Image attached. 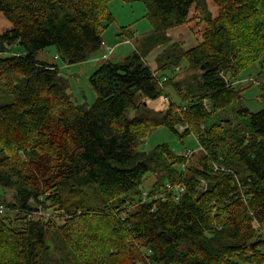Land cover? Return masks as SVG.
I'll return each instance as SVG.
<instances>
[{
	"label": "trees",
	"instance_id": "1",
	"mask_svg": "<svg viewBox=\"0 0 264 264\" xmlns=\"http://www.w3.org/2000/svg\"><path fill=\"white\" fill-rule=\"evenodd\" d=\"M111 1L0 0L12 23L0 34V264H264V106H245L256 84L238 81L252 69L264 77V0H214L216 16L207 0H141L166 25L207 13L199 44L160 53L172 100L150 105L164 97L161 75L134 52L100 64L98 98L79 104L61 67L35 54L55 46L68 65L97 57ZM160 126L194 133L198 161L167 143L143 151ZM150 172L152 192L179 183L180 199L138 203Z\"/></svg>",
	"mask_w": 264,
	"mask_h": 264
},
{
	"label": "rangeland",
	"instance_id": "2",
	"mask_svg": "<svg viewBox=\"0 0 264 264\" xmlns=\"http://www.w3.org/2000/svg\"><path fill=\"white\" fill-rule=\"evenodd\" d=\"M207 2L208 4L205 5L207 13L216 16L219 13V7L214 0H207ZM150 5L151 4L141 0L133 2L112 0L108 4L110 13H113L115 17V21L109 26L103 36L107 44L115 46L113 53L109 56H101L102 53L100 52L101 54H97V57L87 60V62L68 65L58 56L59 54L55 46H50L43 51H37L35 56L39 59L47 60L52 64L57 63L71 83L69 93L73 101L88 106L93 104L98 98L90 82V77L99 69L98 67L103 62H121L125 60L128 55L139 52L144 54L147 63L153 68L155 73L161 76H167L161 73V64L159 62L160 53L172 44L182 46L184 49H190L199 44L203 39L202 33L207 26L206 20L203 17L207 15V13L193 8L190 15L191 19L187 22L176 25H166L168 19L165 20L164 17L157 14V11ZM0 14L2 18L5 19L7 25L11 26V22L5 18L1 12ZM170 19L173 20L172 17H170ZM4 29L5 26L0 24V34L4 32ZM123 30H126V33H123ZM182 64H184V62ZM172 71L174 73L180 72V70H176V66L172 68ZM195 71V69L190 67L188 74H192ZM183 75H185V73H183L182 76ZM251 75L256 76V71L254 69L243 72L239 75L240 77H238V79H245ZM164 101L165 97H163V99L159 98L149 101V103L155 108H167L165 102L169 101ZM242 103L251 111H259L263 108L264 104L260 98V89L258 85H252L244 91ZM130 115H134V111L130 112ZM162 143L173 146L182 156L186 151H194L195 154L191 157L193 160L192 162L198 161L202 154L201 146L194 133L179 138L167 126H160L157 129L151 130L141 149L143 151H150L157 147L158 144ZM214 167L218 169L219 164L215 163ZM222 169H224V167H222ZM155 179L156 177L152 172L147 174L146 180L142 185V188L145 189L144 191L151 190L150 188L155 183ZM12 194V189L7 191L6 195L10 201L14 200ZM32 203L34 204L35 202L32 201ZM44 215L50 217L49 214ZM234 262L236 263L233 264H251L246 262L239 263L238 261Z\"/></svg>",
	"mask_w": 264,
	"mask_h": 264
},
{
	"label": "built area",
	"instance_id": "3",
	"mask_svg": "<svg viewBox=\"0 0 264 264\" xmlns=\"http://www.w3.org/2000/svg\"><path fill=\"white\" fill-rule=\"evenodd\" d=\"M103 47H104V49H102L101 56H104V55L105 56H109V55H111L113 53V50H114L115 46L114 45L112 46V45L104 44ZM155 76H159V74L155 73ZM160 79H161V86L163 87L164 93H165L164 94L165 100L170 102V100H172V97L168 93L167 89L165 88V84L169 80L168 76H165V75L161 76ZM238 81H243L245 83H251L252 82V83H254L256 85H259V84L264 82V78H258L255 75H251L250 77L245 78V79H238ZM208 108L210 109V107H208ZM202 126H204V124ZM186 127H187L186 123L180 124L178 126L179 130H185ZM194 153H195L194 151H186V153L183 156L185 157V159H190L193 156ZM182 168L184 170H186L187 163L183 164ZM202 185H203L204 188H207V183L205 181L202 182ZM164 188L165 189L161 190L160 192H152L151 190L144 191L143 194H142V197H141V199H140V201L138 203H146L147 201H151V200L167 201L168 198H169V194H171V193L175 194L176 199L179 200L180 196L182 195V193L186 189V187H184L182 184H179V183H174V184L167 183ZM0 210L1 211H5L6 207L3 204H1L0 205ZM41 214H47V213H44V211L42 210ZM49 216H50V214H49ZM258 225H260V227H261V229L263 231V234H264V224L258 223Z\"/></svg>",
	"mask_w": 264,
	"mask_h": 264
},
{
	"label": "crops",
	"instance_id": "4",
	"mask_svg": "<svg viewBox=\"0 0 264 264\" xmlns=\"http://www.w3.org/2000/svg\"><path fill=\"white\" fill-rule=\"evenodd\" d=\"M4 15V14H3ZM5 17V16H4ZM0 24L1 25H4L5 26V29L6 30L7 28H10L12 26V23H11V26L7 25L6 21L4 18H2L1 14H0ZM105 44H107L106 42H104ZM110 45V44H108ZM104 46V45H103ZM102 49H104V47H102ZM43 60V59H42Z\"/></svg>",
	"mask_w": 264,
	"mask_h": 264
},
{
	"label": "bare ground",
	"instance_id": "5",
	"mask_svg": "<svg viewBox=\"0 0 264 264\" xmlns=\"http://www.w3.org/2000/svg\"><path fill=\"white\" fill-rule=\"evenodd\" d=\"M181 67L180 66H176V70H179ZM1 205V204H0ZM1 211V210H0Z\"/></svg>",
	"mask_w": 264,
	"mask_h": 264
},
{
	"label": "water",
	"instance_id": "6",
	"mask_svg": "<svg viewBox=\"0 0 264 264\" xmlns=\"http://www.w3.org/2000/svg\"><path fill=\"white\" fill-rule=\"evenodd\" d=\"M233 263H236V262H233Z\"/></svg>",
	"mask_w": 264,
	"mask_h": 264
}]
</instances>
